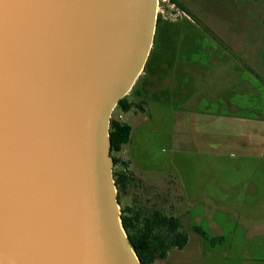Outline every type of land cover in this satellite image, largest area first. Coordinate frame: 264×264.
<instances>
[{"label": "water", "instance_id": "95a60500", "mask_svg": "<svg viewBox=\"0 0 264 264\" xmlns=\"http://www.w3.org/2000/svg\"><path fill=\"white\" fill-rule=\"evenodd\" d=\"M156 25L157 0H0V199L33 264H140L109 123Z\"/></svg>", "mask_w": 264, "mask_h": 264}, {"label": "rangeland", "instance_id": "374dc122", "mask_svg": "<svg viewBox=\"0 0 264 264\" xmlns=\"http://www.w3.org/2000/svg\"><path fill=\"white\" fill-rule=\"evenodd\" d=\"M176 1L184 5L179 3L185 12L169 0H157V17L170 23L189 20L194 28L179 22L183 30L177 41L179 46L192 49L207 45L202 21L212 23L216 17L248 11L242 2L229 5L221 0ZM175 42L173 38L171 43ZM125 97L134 107L127 113L114 109L110 117L132 128L128 144L110 154L123 163L117 170L131 179L121 193L122 205L140 213L159 209L174 215L188 238L183 249H172L165 259L154 264H264V155L253 152L251 156L238 150L242 134L233 137L235 145L223 142L220 151L204 153L197 144L196 128L169 119L153 120L152 129L148 122L141 126L145 120L141 123L139 119L135 86ZM138 129L141 132L135 135ZM220 138L224 139V135ZM201 186L205 193L199 199ZM205 206L216 211L210 216L211 222L200 216ZM213 222L223 238L215 246L192 231L197 225L213 236L209 230Z\"/></svg>", "mask_w": 264, "mask_h": 264}, {"label": "crops", "instance_id": "0c3cea01", "mask_svg": "<svg viewBox=\"0 0 264 264\" xmlns=\"http://www.w3.org/2000/svg\"><path fill=\"white\" fill-rule=\"evenodd\" d=\"M221 1L242 2L248 11L216 17L214 25L202 21L205 46H179L183 30L179 22L194 28L189 20L157 24L144 70L134 84L139 119L145 120L141 126L148 122L151 129L155 119L181 120L196 128L204 153L220 151L223 142L235 145L233 137L242 134L238 150L264 155V0ZM199 193L202 199V186ZM206 208H201L200 216L211 222L216 211ZM209 230L221 236L215 222Z\"/></svg>", "mask_w": 264, "mask_h": 264}, {"label": "trees", "instance_id": "16d2710c", "mask_svg": "<svg viewBox=\"0 0 264 264\" xmlns=\"http://www.w3.org/2000/svg\"><path fill=\"white\" fill-rule=\"evenodd\" d=\"M169 2L185 12L184 8L176 1ZM160 17H157V24ZM134 105L128 102L126 97L120 99L114 108L122 113L129 112ZM132 128L127 123L120 122L115 118H110L109 139L110 154L118 153L122 147L128 144L131 137ZM112 161V178L116 188L117 203L120 207L121 225L126 234L128 243L136 254L140 264H154L158 260H163L172 249L181 250L187 244V234L181 229L178 217L163 213L159 209H152L140 213L137 209H132L122 205L121 193L126 185L131 181L128 176L117 170L118 165L123 164L116 158ZM120 163V164H119ZM192 231L209 244L215 246L223 242L222 236H208L197 225L192 227Z\"/></svg>", "mask_w": 264, "mask_h": 264}, {"label": "bare ground", "instance_id": "6f19581e", "mask_svg": "<svg viewBox=\"0 0 264 264\" xmlns=\"http://www.w3.org/2000/svg\"><path fill=\"white\" fill-rule=\"evenodd\" d=\"M23 232L11 218L0 199V264H33L28 250L22 244Z\"/></svg>", "mask_w": 264, "mask_h": 264}]
</instances>
